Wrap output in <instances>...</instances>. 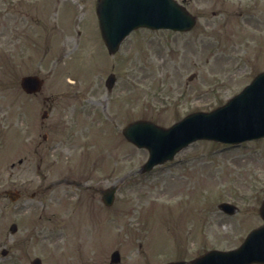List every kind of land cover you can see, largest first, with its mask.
Returning a JSON list of instances; mask_svg holds the SVG:
<instances>
[{
    "label": "rangeland",
    "instance_id": "obj_1",
    "mask_svg": "<svg viewBox=\"0 0 264 264\" xmlns=\"http://www.w3.org/2000/svg\"><path fill=\"white\" fill-rule=\"evenodd\" d=\"M184 3L199 12L194 30L135 29L114 55L102 49L91 0H19L0 15V188L20 192L16 200L0 194V251L8 250L0 264L34 256L42 264H110L114 249L119 264H167L236 246L263 222L264 137L236 146L197 140L140 173L147 150L121 134L137 118L168 126L211 109L264 67L255 54L264 48V0ZM244 3L253 16L241 28ZM4 6L0 0V12ZM28 73L44 78L36 96L17 85ZM45 96L55 97L42 119ZM122 179L109 207L91 189ZM223 200L232 214L217 207Z\"/></svg>",
    "mask_w": 264,
    "mask_h": 264
},
{
    "label": "water",
    "instance_id": "obj_2",
    "mask_svg": "<svg viewBox=\"0 0 264 264\" xmlns=\"http://www.w3.org/2000/svg\"><path fill=\"white\" fill-rule=\"evenodd\" d=\"M96 9L102 36L111 51L133 27L146 25L184 29L193 23L192 17L174 0H101ZM113 80L110 75L107 85L110 86ZM39 83L36 76L21 79L26 91L34 90ZM123 132L127 138L149 149L150 159L145 168L172 157L176 150L198 137L226 139L230 133L234 138L263 135L264 74L227 105L210 113L190 114L169 129L154 126L148 121H137ZM260 213L264 217V200ZM233 256L235 259L231 261ZM112 257L117 259V253H113ZM251 261L264 262V226L252 231L238 249L208 251L194 259L192 264H243Z\"/></svg>",
    "mask_w": 264,
    "mask_h": 264
},
{
    "label": "flooded vegetation",
    "instance_id": "obj_3",
    "mask_svg": "<svg viewBox=\"0 0 264 264\" xmlns=\"http://www.w3.org/2000/svg\"><path fill=\"white\" fill-rule=\"evenodd\" d=\"M9 7L7 6L6 8H3V13H2V16L5 14L6 15V13L9 11ZM4 15V16H5Z\"/></svg>",
    "mask_w": 264,
    "mask_h": 264
}]
</instances>
